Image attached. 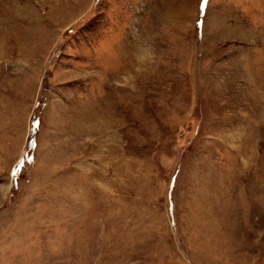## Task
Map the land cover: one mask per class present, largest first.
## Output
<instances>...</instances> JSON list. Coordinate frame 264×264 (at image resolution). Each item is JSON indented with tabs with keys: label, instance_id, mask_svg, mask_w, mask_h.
<instances>
[{
	"label": "rangeland",
	"instance_id": "1",
	"mask_svg": "<svg viewBox=\"0 0 264 264\" xmlns=\"http://www.w3.org/2000/svg\"><path fill=\"white\" fill-rule=\"evenodd\" d=\"M0 264H264V0H0Z\"/></svg>",
	"mask_w": 264,
	"mask_h": 264
},
{
	"label": "snow or ice",
	"instance_id": "2",
	"mask_svg": "<svg viewBox=\"0 0 264 264\" xmlns=\"http://www.w3.org/2000/svg\"><path fill=\"white\" fill-rule=\"evenodd\" d=\"M15 174V173H14Z\"/></svg>",
	"mask_w": 264,
	"mask_h": 264
}]
</instances>
